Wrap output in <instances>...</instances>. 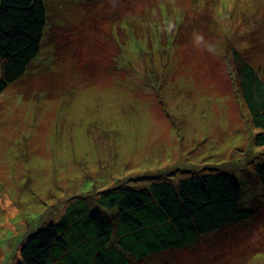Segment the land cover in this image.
Segmentation results:
<instances>
[{
    "label": "rangeland",
    "instance_id": "obj_1",
    "mask_svg": "<svg viewBox=\"0 0 264 264\" xmlns=\"http://www.w3.org/2000/svg\"><path fill=\"white\" fill-rule=\"evenodd\" d=\"M60 2L52 8L65 31L54 36L51 27L24 79L0 92V264L17 263L29 231L122 178L233 160L235 177L249 181L237 179L241 208L263 199L248 161L264 160V146L250 147L257 130L239 108L226 63L234 47L264 71V0ZM91 5L109 28L88 32L81 17ZM143 6L156 13L134 28ZM162 50L169 99L160 104L136 81L144 72L152 83L148 69L161 64L145 55ZM249 149V158L239 156ZM257 203L245 223L126 264H264Z\"/></svg>",
    "mask_w": 264,
    "mask_h": 264
},
{
    "label": "trees",
    "instance_id": "obj_2",
    "mask_svg": "<svg viewBox=\"0 0 264 264\" xmlns=\"http://www.w3.org/2000/svg\"><path fill=\"white\" fill-rule=\"evenodd\" d=\"M54 1L48 4L45 0H0V92L24 79L28 67L41 53L40 47L51 27L54 36L60 30L65 31L61 25H56L61 19L58 20L52 8ZM143 8L141 14L134 13L132 17L134 28H138L145 17L148 20L156 13L152 8L149 13ZM95 9L91 5L81 17L90 34L94 29L109 28L105 13ZM111 22H115L113 16ZM164 52L145 56L150 64L155 58L161 64ZM141 58L135 63L140 64ZM228 60V80L240 99L239 108L245 114L248 127L257 130L250 147H262L264 71H259L248 61L247 55L234 47L230 48ZM162 64L155 70L150 65L148 73L154 74L152 83L144 72L136 81L145 95L156 94L160 104L169 99L162 95L166 88ZM144 85L149 90H143ZM251 151L238 154L249 158ZM260 160L255 163L250 158L248 164H255V184L261 185L263 199H253L246 208L240 206L239 184L244 180L233 174L236 170V164L231 163L233 160L216 166L195 164L181 171L167 169L163 176L157 173L128 177L125 179L128 183L123 184L122 178L108 190L71 204L59 221L29 231L21 239L16 264H126L130 259L140 262L167 250L190 247L208 235L258 215L253 205L258 202L259 209L264 205V160ZM220 162L218 158L216 163ZM244 182L249 181L245 178Z\"/></svg>",
    "mask_w": 264,
    "mask_h": 264
}]
</instances>
